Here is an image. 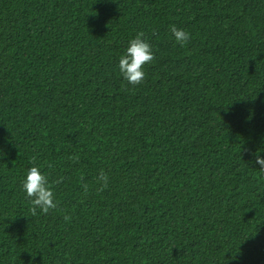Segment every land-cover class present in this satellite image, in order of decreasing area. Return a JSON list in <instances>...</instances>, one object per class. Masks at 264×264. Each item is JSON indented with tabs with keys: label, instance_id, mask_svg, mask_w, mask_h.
I'll use <instances>...</instances> for the list:
<instances>
[{
	"label": "trees",
	"instance_id": "trees-1",
	"mask_svg": "<svg viewBox=\"0 0 264 264\" xmlns=\"http://www.w3.org/2000/svg\"><path fill=\"white\" fill-rule=\"evenodd\" d=\"M258 148L264 0H0V264H264Z\"/></svg>",
	"mask_w": 264,
	"mask_h": 264
},
{
	"label": "clouds",
	"instance_id": "clouds-1",
	"mask_svg": "<svg viewBox=\"0 0 264 264\" xmlns=\"http://www.w3.org/2000/svg\"><path fill=\"white\" fill-rule=\"evenodd\" d=\"M170 31L177 44L184 46L190 40V34L184 29H179L175 25L170 26ZM143 34L129 41L125 53L120 57L119 70L124 80L133 86L140 85L146 76L144 68L151 63L155 56L152 45L143 38ZM258 148L254 153V162L261 169H264V151ZM259 153V154H258ZM98 180L102 184L101 190L107 188L109 176L102 170ZM22 189L32 203V212L36 214L37 210L48 213L57 207L55 193L49 183L48 175L39 167H31L26 174L22 184Z\"/></svg>",
	"mask_w": 264,
	"mask_h": 264
}]
</instances>
